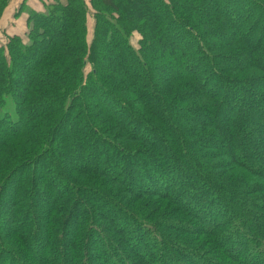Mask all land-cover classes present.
<instances>
[{"label": "trees", "instance_id": "trees-1", "mask_svg": "<svg viewBox=\"0 0 264 264\" xmlns=\"http://www.w3.org/2000/svg\"><path fill=\"white\" fill-rule=\"evenodd\" d=\"M27 18L0 47V264H264V0H51ZM99 146L119 170L91 164Z\"/></svg>", "mask_w": 264, "mask_h": 264}, {"label": "rangeland", "instance_id": "rangeland-1", "mask_svg": "<svg viewBox=\"0 0 264 264\" xmlns=\"http://www.w3.org/2000/svg\"><path fill=\"white\" fill-rule=\"evenodd\" d=\"M151 6H153V3H151ZM220 7L222 8V5ZM218 8L219 7L217 6V4H214V3H211L208 6V10L209 11H212V12H215ZM231 10L234 11V12H239V10L236 7L232 8ZM90 25H91V21H89V29H88V39L89 40L91 39V36H92V30H91V26ZM173 30L171 32H168L167 34L164 33V36H163V39H162L163 43L160 46H156L154 48L155 50L156 49L158 50V53H160V56H162V53H164V56H162L163 59H164L165 56H167V54H170V53L173 54V55H175V56H177V57H179V53L176 51L177 44H176V39H175V33H176L175 28ZM137 40H138V37L135 34L132 35L131 38H130V44L135 49H137V47H138ZM164 45H166V46H164ZM186 63H187L186 61H181L180 60L177 64L172 65V67L166 68V71L169 72V76H175L178 73H183L184 74V71H185V68L184 67H185V64ZM87 70L89 71V68ZM29 78H30V76L27 75L26 72H25L24 75L20 79V81H21V83H22L23 86H25V83H26L27 80H29ZM148 98H151V97L149 96ZM106 104L109 105V103H106ZM3 110L9 112L12 116L15 115L14 102L11 99L10 95H6L5 96V105H4ZM135 133L137 134V136L138 135L141 136L140 135L141 134V131L140 130L139 131L137 130V132H135ZM133 149L134 150L135 149L146 150V148H145V142H143V141H137V142H135L133 144ZM99 151H104V159L105 158L106 159L109 158L110 164H111L112 168L115 171L119 170V166H116L115 165L114 160L110 156L106 155L105 152L108 151L107 148H106V146H99V150L96 152V156L90 160L91 164L97 165L98 160H99L98 159ZM136 172H137L136 169L131 168V170H130L129 173H130L131 176H134V173H136ZM120 175L121 174H119L118 172H115V176L117 178ZM42 176H43L42 172H38L37 177L42 179ZM137 185L138 186H135L134 189H132V190H136V191L139 190V189L141 190V186L138 183H137ZM156 188L158 190H161V187L160 186H157L156 185ZM9 194H10V192H7V195H9ZM49 198H52V193H50ZM44 202L46 203V201H44L42 199H41V201H39L37 199L34 200L35 205H38V206H41V205L43 206L44 205ZM7 207H8L7 202H6V200L3 199L2 205H1V209H7ZM118 222L122 223L123 225H126V223L123 220L122 221L120 220ZM212 222L215 223L216 221L213 219ZM199 225L202 228H206L207 225H208V221L207 220H204V221L200 220Z\"/></svg>", "mask_w": 264, "mask_h": 264}, {"label": "crops", "instance_id": "crops-1", "mask_svg": "<svg viewBox=\"0 0 264 264\" xmlns=\"http://www.w3.org/2000/svg\"><path fill=\"white\" fill-rule=\"evenodd\" d=\"M48 1L51 0H9L0 13V47L6 45L8 37L14 35L25 42L28 29L27 10L41 12Z\"/></svg>", "mask_w": 264, "mask_h": 264}]
</instances>
